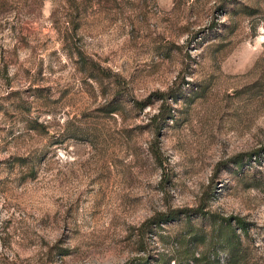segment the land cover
I'll list each match as a JSON object with an SVG mask.
<instances>
[{
  "label": "rangeland",
  "instance_id": "374dc122",
  "mask_svg": "<svg viewBox=\"0 0 264 264\" xmlns=\"http://www.w3.org/2000/svg\"><path fill=\"white\" fill-rule=\"evenodd\" d=\"M145 256L264 264V0H0V264Z\"/></svg>",
  "mask_w": 264,
  "mask_h": 264
},
{
  "label": "trees",
  "instance_id": "16d2710c",
  "mask_svg": "<svg viewBox=\"0 0 264 264\" xmlns=\"http://www.w3.org/2000/svg\"><path fill=\"white\" fill-rule=\"evenodd\" d=\"M135 103L137 105H143L144 104V102H139V101H135ZM183 211L185 212V210L176 209V210L170 211V212L165 213V214H162V213L158 214L154 218H151L150 220L145 222L144 226L145 227L147 225L152 226L153 223H156L157 226H160L161 223H168L170 221L177 220L179 215ZM189 211H192V210H189ZM195 211L201 212V209H195ZM203 213H205V212H203ZM213 216L220 217L218 214H212L211 217H213ZM214 221L219 223V227L215 230V232H216L215 238H217V240L220 241L219 243L221 244V246L226 247L227 248L226 250H228L231 253L234 250L237 251L236 250L237 246L231 244L232 242H230L229 238L223 237L224 236L223 232H228L229 230L231 231L232 221H235L238 224V226L242 230H244L246 232L247 231V223H246V221L243 218H240V217H235V218H224V217L215 218ZM231 233L233 234V236L235 235L233 230H232ZM237 254L238 253L235 252L233 255H237ZM135 261L137 262V264H150L148 256L140 257L138 259H135Z\"/></svg>",
  "mask_w": 264,
  "mask_h": 264
}]
</instances>
